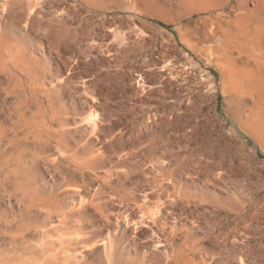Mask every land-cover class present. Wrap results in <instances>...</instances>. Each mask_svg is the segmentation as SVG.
Wrapping results in <instances>:
<instances>
[{
	"label": "bare ground",
	"instance_id": "6f19581e",
	"mask_svg": "<svg viewBox=\"0 0 264 264\" xmlns=\"http://www.w3.org/2000/svg\"><path fill=\"white\" fill-rule=\"evenodd\" d=\"M167 4L179 40L147 0H0V264H264V0ZM187 73L247 141L183 114Z\"/></svg>",
	"mask_w": 264,
	"mask_h": 264
},
{
	"label": "rangeland",
	"instance_id": "374dc122",
	"mask_svg": "<svg viewBox=\"0 0 264 264\" xmlns=\"http://www.w3.org/2000/svg\"><path fill=\"white\" fill-rule=\"evenodd\" d=\"M147 1H148V5L146 7H143V9L137 15L138 19L141 22L146 23L147 26L152 27L155 31H157L159 37L162 38L163 35H165V37H167L166 35L169 34L173 38H176L177 40H179L178 34L175 30V26L172 23H170L168 21L165 22L164 20L149 19V16H150L149 14L162 15L164 13H167L165 10L166 8H164V7H165V5H168L167 3L170 2V0H161V1L160 0H147ZM161 5H163V6H161ZM155 12H157V14H155ZM177 48L178 49L180 48V50L182 49V52L186 53V56H188L189 58L191 57L194 60V62L198 64L199 68H202L204 70L209 71L214 76V82H216V84L219 85V88H220V86L222 84V76L216 68L206 66L205 63L203 61L199 60L198 57L193 52H190L188 49H186L184 47L182 48V45H179ZM178 49L171 48L170 53L172 55H175V54L181 55L182 53L178 52L179 51ZM150 50H152V49H150ZM105 55L107 57L106 53H105ZM84 57H86V56H84ZM92 57H94V56H90L89 63H92V61H94V63H93L94 65H97V64L102 65L105 63V62L101 63ZM159 57H160V55H159L158 51L156 50V51L152 52L148 61H151V63H154V61L157 62L159 60ZM174 61L179 65V59H176ZM95 62L96 63L98 62V63L95 64ZM134 64H136V65H134ZM129 65L132 67V69ZM137 67H140V64L137 65V62H135V61L134 62L128 61V62L123 63L122 66H120L118 68V70L120 72L124 73L127 76V80H128V79H130V76L134 74V73H132L133 72L132 70H134V72H135ZM123 68H124V70H123ZM150 74H152V76ZM157 74L158 73L151 71L150 73H148V77L150 76V80L152 79L151 82L152 81L155 82L157 85V88L159 89V88H162V85H161L162 83L163 84L166 83V80L163 79L160 74H158V75ZM128 75H129V77H128ZM187 75H190V76L188 77L187 82L182 83V85H181V82H178L175 80H172L170 84L166 85L168 89L174 90L177 93L181 94V98H182L181 100L182 101H180V102H181V105L183 106V108L186 109V111L183 114H185V116H187V117L195 119L198 122H204L205 124H207L210 127L211 130H215V131L219 130L221 123L224 124V122H228V124H227L226 128H224L223 132L226 135L229 134V135L233 136V138L238 137L242 141H247L248 140L247 135H245V133L240 128V126H238V124L235 123L228 115V112H227V108H228L227 94H225L221 90H219L218 91V99H215L206 90L207 88L205 89L206 86L208 87L207 84L199 83L193 74L187 73ZM128 81H130V80H128ZM128 83L133 88V85L130 82H128ZM157 83H159V84H157ZM130 86H129V89H130ZM122 88L124 90V86L123 87L118 86V88H117L118 91L117 90L115 91V93L110 97L111 98L110 100L106 99L107 101H105V103L107 102L106 105L108 103H110V104H108L109 106L115 105L117 108H119L120 109L119 117L123 118L126 115L130 114V112H128L126 110L128 109L127 107L129 106V104L132 103L131 102L132 100H131V98H128L127 95L122 93ZM215 105H218L217 111H216ZM159 106L162 110V102L159 103ZM115 117L112 118L114 120V122L116 120H118V117H116V118ZM161 119H162V117H159L156 122L157 123L161 122L162 121ZM255 145L256 144L253 141L250 142V146H255ZM256 159L257 160H256L255 169H259L260 172H263L262 173L263 176H261V178H263L264 177V151H261L260 148H259V152L256 156ZM257 178H260V177H257ZM260 198H264L263 193L260 194Z\"/></svg>",
	"mask_w": 264,
	"mask_h": 264
}]
</instances>
